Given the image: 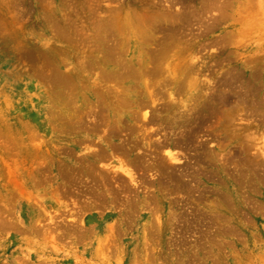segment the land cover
<instances>
[{"label":"rangeland","instance_id":"1","mask_svg":"<svg viewBox=\"0 0 264 264\" xmlns=\"http://www.w3.org/2000/svg\"><path fill=\"white\" fill-rule=\"evenodd\" d=\"M30 261L264 264V0H0V264Z\"/></svg>","mask_w":264,"mask_h":264},{"label":"bare ground","instance_id":"2","mask_svg":"<svg viewBox=\"0 0 264 264\" xmlns=\"http://www.w3.org/2000/svg\"><path fill=\"white\" fill-rule=\"evenodd\" d=\"M162 41V40H161ZM144 43V42H143ZM116 55V54H115ZM117 58V57H116ZM115 58V59H116ZM119 58V57H118ZM114 59V60H115ZM121 60V59H120ZM119 61V60H118ZM120 62V61H119ZM124 62V61H123ZM118 68V67H117ZM122 68V67H121ZM120 69V68H119ZM133 69V68H132ZM131 68L129 69V70H132ZM120 70H125V69H120ZM125 72V71H124ZM127 73H128V77L130 76V75H133L134 73H133V71H126ZM111 77V76H110ZM112 77H115V76H112ZM234 77V76H233ZM238 77V76H237ZM231 79V78H230ZM233 80H234V78H232ZM231 79V80H232ZM222 81V80H221ZM235 84V83H234ZM220 87H223V89H222V91L220 92V94L219 93H217V94H214V95H212L210 98H208L207 100H205L204 102H201V106L204 108V110L206 111V113H208V112H210L211 114H213V113H221V114H225V116L223 117L224 119H226L227 121V123H228V125L230 126V127H232V126H234L235 125V121H236V118H237V115L239 114V111L240 110H242V108L241 107H243V105H245L246 104V102H245V99H244V95H245V91H244V93L243 92H241V91H237V88L233 85V83H231V82H228V81H224V82H222V83H220ZM116 89V88H115ZM243 90V89H242ZM246 97V96H245ZM127 100V99H126ZM205 102H206V105H204L205 104ZM184 108L185 107H187L185 104H183L182 105ZM115 110V109H114ZM120 112V111H119ZM93 113H94V111H93ZM190 112H188V113H186V114H189ZM193 113V112H192ZM199 114V113H198ZM134 115V114H133ZM191 115H193V114H191ZM92 116V115H91ZM102 116V115H101ZM144 116H145V114H144ZM188 116V115H187ZM198 117H200V115H197ZM239 116V115H238ZM220 117H222V116H220ZM242 117V116H241ZM94 118H95V116H94ZM187 118H189V116L187 117ZM103 119V118H102ZM197 119V118H196ZM243 119V118H242ZM85 120V119H84ZM87 120V119H86ZM91 120V119H90ZM95 120H96V118H95ZM220 120V119H219ZM223 120V119H222ZM94 121V120H93ZM112 121V120H111ZM190 121V120H189ZM198 121V120H197ZM225 121V120H224ZM95 122V121H94ZM106 122H107V120H106ZM150 123H151V121H149ZM100 123V122H99ZM101 123H103L102 121H101ZM197 123V122H196ZM225 127V126H224ZM229 127V128H230ZM91 128V127H90ZM188 128V127H187ZM233 129V128H232ZM93 130V129H92ZM234 131V130H233ZM239 131V130H238ZM188 135H184V140L186 139L187 140V136H188V142L191 140L190 139V137H189V135H190V133H187ZM234 134V133H233ZM191 136V135H190ZM190 139V140H189ZM186 140H185V142H184V144L185 143H187L186 142ZM190 143V142H189ZM178 144V143H177ZM183 144V143H182ZM196 144V143H195ZM160 145V144H159ZM109 146V145H108ZM111 146V145H110ZM114 146V145H113ZM178 147L180 146V144L179 145H177ZM176 146V147H177ZM184 146V145H183ZM183 146H181V148L183 147ZM185 146H187L186 144H185ZM184 146V147H185ZM191 146V145H190ZM122 147V146H121ZM177 147V148H178ZM192 147V146H191ZM195 147H197V146H195ZM180 148V147H179ZM178 148V149H179ZM193 148V147H192ZM199 149H201V151L200 152H198L197 154V156H196V158H195V160H194V162H193V164L195 163L196 165H199V164H201L204 160V156H205V154H207V150H205V148L202 146V145H199V147H198ZM122 149H124V148H122ZM166 149V148H165ZM198 149V150H199ZM181 150V149H180ZM183 150V149H182ZM185 150V149H184ZM197 150V151H198ZM118 151V150H117ZM117 151H115V152H117ZM119 153V152H118ZM121 153V152H120ZM158 153V152H157ZM117 154V153H116ZM123 155H124V153H123ZM124 156H126V155H124ZM169 156V157H168ZM141 157V156H140ZM167 157L169 158L168 160L171 162V161H174V160H177V155L175 156L174 154H172L171 152H169L168 153V155H167ZM202 157H203V159H202ZM119 158V159H118ZM118 160L116 161V160H114L113 162H112V166H110L109 168H108V170H106V173L107 172H111V173H113L112 174V179L113 178H116V179H119L120 180V182H121V184L123 183V182H125L126 180H125V178H127L131 183H134V184H137V180L138 179H136V177H135V175H134V172H133V170L134 169H138V170H141L142 171V165L140 164V162H132V163H129V165L127 164V162L125 163V162H123V160L121 159V157H119L118 156ZM229 158V157H228ZM233 158V157H232ZM100 159H102L101 157H100ZM122 160V161H121ZM167 160V159H166ZM130 161V160H129ZM133 161V160H132ZM168 161V162H169ZM219 161H221V160H219ZM99 162V161H98ZM142 162H145V161H142ZM153 162V161H152ZM157 162H159V161H157ZM125 163V164H124ZM154 165V164H153ZM155 166V171H156V173H158V175H159V181H160V183L161 184H164V183H173L175 186H177L176 187V190H178V189H180L181 188V190H183L182 189V187L183 186H185L186 184H184L183 185V182H182V180L181 179H183L184 177H186V176H194V175H196V170H198V169H196L195 167L193 168V167H191V166H189L188 164L185 166H183L182 167V169H181V171H179V173H176L175 171L172 173H170L171 175L170 176H168L167 177V175H169L168 174V172H166V167L164 166V163L163 162H159V164H156V165H154ZM132 168H134L133 170H132ZM89 169V168H88ZM105 169V168H104ZM147 169V168H146ZM91 170H94V169H91ZM98 170V169H97ZM100 171H102V170H100ZM164 171L167 173V175L164 173ZM204 172V171H203ZM206 172V171H205ZM76 173V172H75ZM100 173H103V175H104V172H100ZM207 173V172H206ZM99 174V173H98ZM166 176H165V175ZM198 174V173H197ZM207 175V174H206ZM208 176V175H207ZM211 176V175H210ZM209 176V177H210ZM208 177V178H209ZM107 178V177H106ZM187 178V177H186ZM192 179H193V177H191ZM91 179V178H90ZM108 179V178H107ZM96 180V179H95ZM109 180V179H108ZM114 180V179H113ZM89 181H91V180H89ZM98 181V180H97ZM107 181V180H106ZM168 181V182H167ZM184 181V180H183ZM188 181V180H187ZM115 181H113V183H114ZM139 182V181H138ZM107 183V182H106ZM117 183H118V181H117ZM102 184V183H101ZM115 184V183H114ZM108 185H110L109 183H108ZM126 185V184H125ZM124 185V187H126ZM103 186H104V184H103ZM102 186V187H103ZM122 186V185H121ZM129 186V185H128ZM174 186V187H175ZM107 187V186H106ZM111 187V186H110ZM117 187V186H116ZM189 186H186V188H185V190L188 188ZM108 188V190H109V187H107ZM106 188V189H107ZM118 188V187H117ZM116 188V189H117ZM120 188V187H119ZM128 188H130V187H128ZM184 188V187H183ZM110 189H112V188H110ZM123 189H125V188H123ZM122 189V190H123ZM89 190V189H88ZM92 190V189H91ZM129 190V189H128ZM128 190H127V192H128ZM132 190V189H131ZM134 190H135V188H134ZM124 191V193L126 192L125 190H123ZM180 191V190H179ZM184 191V190H183ZM182 191V192H183ZM88 192V191H87ZM108 192V191H107ZM126 192V193H127ZM112 194H114V193H112ZM115 195H117V194H115ZM120 195H123V194H120ZM127 195V194H126ZM89 196V195H88ZM129 196V195H128ZM113 197V196H112ZM117 197V196H116ZM130 198V197H129ZM116 199V198H115ZM131 199V198H130ZM97 201V200H96ZM131 203V202H130ZM126 204H128V203H126ZM129 205V204H128ZM125 207V206H124ZM195 215V217H194V219H195V221L196 222H200V223H202L203 222V220H205L207 217L205 216V215H203V214H201V213H195L194 214ZM206 221V220H205ZM186 222V221H185ZM208 223L210 222V221H207ZM83 224H84V222H82ZM194 223V222H193ZM206 223V222H205ZM207 224V223H206ZM188 225H190V224H188ZM189 227V226H188ZM184 228V227H183ZM209 228V227H208Z\"/></svg>","mask_w":264,"mask_h":264},{"label":"crops","instance_id":"3","mask_svg":"<svg viewBox=\"0 0 264 264\" xmlns=\"http://www.w3.org/2000/svg\"><path fill=\"white\" fill-rule=\"evenodd\" d=\"M29 264H36V262H34V261H30Z\"/></svg>","mask_w":264,"mask_h":264}]
</instances>
